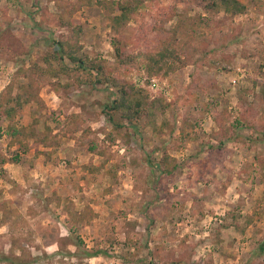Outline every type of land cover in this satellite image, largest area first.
<instances>
[{
    "label": "rangeland",
    "instance_id": "obj_1",
    "mask_svg": "<svg viewBox=\"0 0 264 264\" xmlns=\"http://www.w3.org/2000/svg\"><path fill=\"white\" fill-rule=\"evenodd\" d=\"M219 1L0 0V264H264V0Z\"/></svg>",
    "mask_w": 264,
    "mask_h": 264
},
{
    "label": "trees",
    "instance_id": "obj_2",
    "mask_svg": "<svg viewBox=\"0 0 264 264\" xmlns=\"http://www.w3.org/2000/svg\"><path fill=\"white\" fill-rule=\"evenodd\" d=\"M128 6H130L129 3H123V4H119L118 5V10L121 11V15L120 16H116L114 18V22L116 24H121L124 22V20L127 18L129 9ZM212 8L215 9H221L224 8L225 12L227 13H232V15H242L247 11V6L243 3L240 2V0H220L219 3L214 2L212 4ZM57 46V55L58 57H56L58 60H62L61 57H63V55H67L69 56V58L73 61V62H77V59L74 58L71 54L66 53V50L64 48V44L63 43H56ZM60 53V54H59ZM155 57L152 58V62L153 64L151 66H147L148 72L151 75H159V74H167L169 71H173L174 67H175V63L178 61H183L182 59H180L177 55V52L175 51V49L173 47H170L169 44H167V47L163 48L161 51L157 52L155 55ZM170 59L171 61H173L171 63V65H169L167 63V60ZM184 62V61H183ZM92 68L94 66H91ZM79 73L85 76V79L83 80L84 83H95V84H104L107 81L109 82V76L107 74H105V72L103 71V68L99 67L96 69L97 71V76L94 78V75L92 74V68L89 69L85 66V62L80 60V64H79ZM94 69V68H93ZM165 72H162L164 71ZM169 70V71H168ZM88 72V73H87ZM87 73V74H86ZM83 82H78L79 84H82ZM130 90L126 89L122 91V94L124 96L123 100H115L113 102L112 105L107 106L108 108V112L105 111V115L108 117V120L113 124L114 123V115L112 114L113 111H121V110H126V112H123V118H125L128 122L132 123L131 125L133 127H135L134 125V121L135 123L140 121L139 117H136L138 115L137 112H130L132 107L127 99L130 95ZM263 96H264V87H263ZM139 105V104H137ZM138 107V106H136ZM137 118L136 120H134V118ZM76 248L80 249L83 245V241H78L76 244H74ZM264 249V247L262 248ZM101 255V252H97L94 254H90L87 253L88 258H93V257H97Z\"/></svg>",
    "mask_w": 264,
    "mask_h": 264
}]
</instances>
